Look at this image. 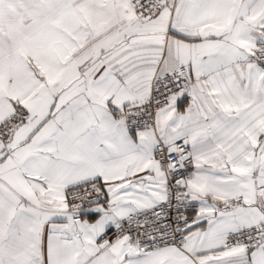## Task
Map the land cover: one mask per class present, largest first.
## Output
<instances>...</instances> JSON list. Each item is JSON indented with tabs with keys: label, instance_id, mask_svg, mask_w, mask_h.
<instances>
[{
	"label": "snow or ice",
	"instance_id": "6c2138e0",
	"mask_svg": "<svg viewBox=\"0 0 264 264\" xmlns=\"http://www.w3.org/2000/svg\"><path fill=\"white\" fill-rule=\"evenodd\" d=\"M0 264H264V0H0Z\"/></svg>",
	"mask_w": 264,
	"mask_h": 264
}]
</instances>
